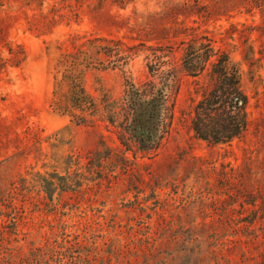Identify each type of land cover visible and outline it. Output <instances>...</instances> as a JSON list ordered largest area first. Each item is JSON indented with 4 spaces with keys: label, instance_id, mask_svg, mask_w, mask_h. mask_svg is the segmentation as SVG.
<instances>
[{
    "label": "rangeland",
    "instance_id": "1",
    "mask_svg": "<svg viewBox=\"0 0 264 264\" xmlns=\"http://www.w3.org/2000/svg\"><path fill=\"white\" fill-rule=\"evenodd\" d=\"M221 54L247 130L213 145L192 127ZM65 61L98 108L85 125L54 108ZM146 83L164 136L121 161L104 113ZM37 171L51 199L19 187ZM1 210L0 264H264V0H0Z\"/></svg>",
    "mask_w": 264,
    "mask_h": 264
},
{
    "label": "trees",
    "instance_id": "2",
    "mask_svg": "<svg viewBox=\"0 0 264 264\" xmlns=\"http://www.w3.org/2000/svg\"><path fill=\"white\" fill-rule=\"evenodd\" d=\"M198 55L191 54L189 61L183 67L184 71L192 77L202 73L201 68L195 69L200 61L203 63L209 57L203 58ZM62 64L68 67L69 76L65 78V84L69 91L62 94L60 91L63 85L55 89L54 97L60 94L54 108L64 115H69L71 119L77 120L80 125H85L89 122L87 118L90 111L97 112L98 108H93L92 100L82 89L81 78L75 73L77 69L75 62L65 61ZM209 78V94L196 106L192 129L196 137L208 143L229 144L243 136L247 130L245 118L247 98L239 86L240 76L236 68L229 64L227 56L221 54L211 65ZM166 97L167 94H164L163 90L156 91L152 83H146L140 89L131 86L122 102L118 103V108L116 104L105 110L104 121L114 130L118 143L116 154L120 153L121 161L128 153L145 155L159 147L164 136L161 123L165 113ZM76 112L80 113L76 114ZM101 145L102 150L96 151L95 156L102 155L107 160V157L114 154L115 150L106 143ZM19 182L21 190L27 192L36 190L47 195L48 199H51L52 193L59 189V185L45 179L38 171L27 173ZM3 217L5 218L6 214L1 210L0 224L3 223ZM1 227L4 228V226ZM1 240H3L2 231H0V243ZM24 263L30 264L26 260L20 262V264Z\"/></svg>",
    "mask_w": 264,
    "mask_h": 264
}]
</instances>
